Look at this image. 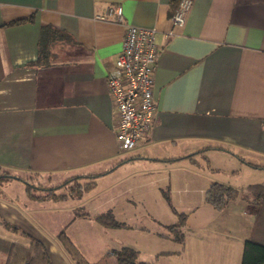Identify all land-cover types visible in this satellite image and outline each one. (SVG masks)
Segmentation results:
<instances>
[{
  "label": "crops",
  "instance_id": "obj_1",
  "mask_svg": "<svg viewBox=\"0 0 264 264\" xmlns=\"http://www.w3.org/2000/svg\"><path fill=\"white\" fill-rule=\"evenodd\" d=\"M178 1L0 0V171L14 181H50L54 191L116 172L172 189L198 158L231 163L234 178L245 171L264 177V0H193L181 27L172 21ZM112 6L122 7L126 24L156 30V119L129 152L119 149L107 86L126 29L107 19ZM197 177L204 184L194 191L219 183L240 196L216 227L225 240L207 249L193 239L181 264H241L246 240L264 245V227L257 229L264 206L244 198L264 178L233 186ZM18 202L0 200L1 229L12 232L6 221L22 230ZM36 239L53 264H75L61 244Z\"/></svg>",
  "mask_w": 264,
  "mask_h": 264
},
{
  "label": "rangeland",
  "instance_id": "obj_2",
  "mask_svg": "<svg viewBox=\"0 0 264 264\" xmlns=\"http://www.w3.org/2000/svg\"><path fill=\"white\" fill-rule=\"evenodd\" d=\"M197 162L198 164H189L187 178L173 181L172 189L168 187V183L152 186L148 181H136L137 178L116 172L99 178L93 185H85L87 181L84 184L69 181L47 201L37 199L46 193L37 189L28 192L27 187L47 190L57 184L38 179L1 182L3 188L0 200L7 202L10 196L19 197L21 203L18 202L15 207L25 219L19 225L23 231L35 238L57 244H61L59 235L65 232L92 264H100L111 250L122 248L136 250L139 260L146 263L181 264L186 247H195L192 246L193 239H202V247L213 249L217 245L215 242L225 240L224 237L227 236L223 229L216 230L217 226L223 227L222 224L227 222V214L206 202V191H194L204 184L197 175H204L205 181L217 178L230 182L233 186L263 182L261 172H254L250 176L245 171L234 178L231 163H209L201 158ZM3 173L0 171L1 176L5 175ZM187 181L188 190L185 192ZM141 186L144 188L141 189ZM248 195L252 199V194L246 191L244 196ZM107 214L119 226H105L96 220L97 216ZM172 226H179L183 242L176 240V233L169 229ZM259 227H264V215L257 229ZM0 237L23 244L29 243L27 238L1 228ZM213 243L215 244L212 245ZM111 259L109 264H114V259ZM188 260L191 259L188 257Z\"/></svg>",
  "mask_w": 264,
  "mask_h": 264
},
{
  "label": "built area",
  "instance_id": "obj_3",
  "mask_svg": "<svg viewBox=\"0 0 264 264\" xmlns=\"http://www.w3.org/2000/svg\"><path fill=\"white\" fill-rule=\"evenodd\" d=\"M192 6L193 0L177 2L172 14L174 25H185ZM107 19L126 25L122 51L107 74V86L116 113V140L120 151L129 152L148 136L156 119V30L126 24L118 6L108 9Z\"/></svg>",
  "mask_w": 264,
  "mask_h": 264
},
{
  "label": "trees",
  "instance_id": "obj_4",
  "mask_svg": "<svg viewBox=\"0 0 264 264\" xmlns=\"http://www.w3.org/2000/svg\"><path fill=\"white\" fill-rule=\"evenodd\" d=\"M5 175H0L1 182H8L14 177L10 172H5ZM72 182V181H70ZM67 182V183H70ZM66 183V184H67ZM33 186H29L28 190L31 192ZM247 193L252 194L249 199L244 196L245 200L256 205L258 209L264 206V183L251 185L247 189ZM55 196L54 189L46 191L44 196H38L37 199L41 201L50 200ZM240 196V192L230 186L215 183L206 193V202L218 210H224L230 201H235ZM84 216V215H82ZM96 220L105 226H119L111 215L97 216ZM7 230L27 238V244L6 240L0 237V252L6 256L5 264H53L49 251L46 245L27 234L17 226H13L6 221L1 223ZM179 226H172L169 229L176 233V240L183 242V234L178 230ZM59 238L66 253L71 257L75 264H92L79 251L76 245L70 240L65 232H61ZM114 259V264H152L139 260V254L132 248H122L120 250H111L100 264H109V260ZM108 262V263H107ZM241 264H264V245L254 242L253 240H246L244 243Z\"/></svg>",
  "mask_w": 264,
  "mask_h": 264
}]
</instances>
